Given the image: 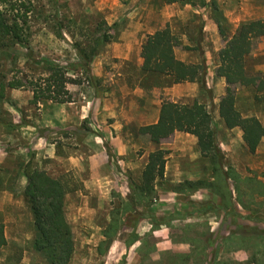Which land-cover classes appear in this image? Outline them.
I'll use <instances>...</instances> for the list:
<instances>
[{
  "label": "rangeland",
  "instance_id": "374dc122",
  "mask_svg": "<svg viewBox=\"0 0 264 264\" xmlns=\"http://www.w3.org/2000/svg\"><path fill=\"white\" fill-rule=\"evenodd\" d=\"M30 1L34 13L29 17L31 36L28 49L14 46L8 51L0 52V204L4 203L5 212L14 214L24 211L27 215L30 209L22 196L27 183L26 174L41 170L53 178L61 179L68 190L64 199V213L74 240L70 264H105L104 246L92 248L91 243H88L93 233L91 223L102 224L121 197L114 190L89 197L85 183L88 181L87 161L92 140L95 137L102 138L104 145L106 143L108 146L106 151L112 170L119 187L128 191L127 195L130 192L128 177L132 183H138L150 152L157 149L168 151L167 158L171 165L177 163L183 169L189 167V159L196 152V147L189 139L173 141L168 138L158 145L151 144L148 136L139 133L141 127L135 123L123 122L122 116L118 118L113 106L118 100L123 103L125 112H129L130 97L137 85V71L134 63H123L118 57H113L122 50L116 45L121 40H132L135 37L139 41L141 38L145 40L156 29L168 27L171 30L170 25L182 29V22L189 18L195 26L199 25V29L195 28V32L198 30L195 43L201 39V28L207 27V46L215 48L221 43L223 47L225 42L222 36L228 39L231 29L241 24L243 19H264V0H187L189 4H168L165 0ZM103 37L108 41L101 46L99 54L86 64L76 48L88 52L89 47ZM178 43L177 50H181L184 45L181 40ZM258 43L263 44V41L255 42L256 45ZM137 54L138 49L133 46L132 58L135 59ZM261 60L262 58L260 63ZM248 64L251 66L250 75H253L250 85L256 88L255 105L259 107L264 105V71L256 74L253 62ZM52 65L63 69L68 80L66 91L71 102L59 104L42 100L33 103V92L29 84L51 82ZM117 73L125 74L126 80H117ZM12 80L21 81L23 87L8 88L7 84ZM143 82L142 85L148 87L168 85L167 80L158 78H148ZM160 97L163 98L162 95ZM148 101L145 105L144 99H138V108L141 111L148 109L149 115L155 109V105L151 103L155 100L152 98ZM191 101L192 99H188L186 102ZM240 107L248 108V103H243L242 100ZM207 109L212 115V126L215 129L218 125L215 122L213 103ZM117 118L123 125L120 132L127 148L126 154L118 157L123 159L124 165L119 164L113 147L105 139L109 134L107 125L114 124ZM233 139L234 155L228 156L221 149L224 154L223 168L243 179L238 185V201L245 208L239 205L234 195V203L239 205H235L238 212L233 207L213 214L209 212V216L218 222L212 225L214 233L206 234L207 226L204 223L197 226L187 224L183 219H177L180 221L173 223L170 232L179 241H185L191 236L194 238L201 233L204 240L193 242V250L199 254L205 245L209 251L208 264H264V189L260 185L264 181V154L260 152L250 159V153L239 146L235 135ZM48 152L51 157H48ZM73 156L80 159L78 167H73L69 162V158ZM194 162L201 169L210 165L208 160L200 156ZM247 164L253 165L256 171ZM238 168L242 169L240 172L243 175L236 172ZM123 176L127 178L124 179ZM206 181L210 182L211 177ZM229 185L232 187L233 182L229 181ZM210 195L207 203L216 198ZM23 199L24 206L15 208V200ZM186 199L181 196L171 203H164L166 206H174L173 211L170 207L163 208L157 202L160 205L158 212L164 214L159 216L160 220L173 216L172 214L185 216L181 212H189L193 208L190 200ZM9 202L13 203V210H8L11 207ZM209 203L203 207L211 208ZM150 207L145 211L152 214ZM138 208L142 210L140 206ZM170 211L172 214L168 213ZM5 212H0V225L3 227V235L6 227L9 243L0 247V264H48L44 256L33 248L36 231L31 212L33 223L26 216L18 225L13 226L3 223ZM135 219L138 220V215L133 213L126 217V224L131 228L128 231L131 233H122L120 243L130 239ZM222 235L228 240H223ZM153 245L154 239L150 234L143 236L141 250L144 264H153L150 258ZM190 257L179 256L177 259L185 262ZM235 257L243 258V261H237ZM204 259H201L202 262ZM111 263L113 258L110 257L106 264ZM113 264H124V258L119 257L117 263Z\"/></svg>",
  "mask_w": 264,
  "mask_h": 264
},
{
  "label": "trees",
  "instance_id": "16d2710c",
  "mask_svg": "<svg viewBox=\"0 0 264 264\" xmlns=\"http://www.w3.org/2000/svg\"><path fill=\"white\" fill-rule=\"evenodd\" d=\"M165 2L168 4L177 2L189 4L187 0H165ZM33 8L30 0H0V52L8 51L14 46L28 49L31 36L29 17L34 13ZM259 38H264V19L241 23L230 39L223 36L225 44L218 52L219 66L216 69V75L224 78L227 84L225 96L219 104V115L229 129L236 127L241 129L242 140L249 152H254L261 139L264 138V127L255 117L243 118L235 109V92L232 86H244L247 82L248 78L244 69L245 58ZM107 41L106 37L97 40L93 46L89 47L88 52L80 48H76V50L85 63L89 64L99 54L104 42ZM177 45L179 43L168 27L155 31L141 47L142 71L167 77L170 84L198 82L210 97V92L205 86L207 66L200 48L198 46L184 47V50H195L200 53L199 64H190L179 61L175 57L174 47ZM50 70L51 82H42V84L30 82L33 103L42 100L59 104L71 102L66 91L68 80L63 69L52 65ZM7 87L18 89L23 87V83L19 80H12L8 82ZM1 89H3L2 85ZM212 124V115L202 103L197 101L191 104L163 102L159 110L158 121L139 129V133L148 136L149 141L155 145L168 139L175 132L187 133L196 138L197 149L201 157L208 160L211 166V181L185 182L174 190L177 193L187 194L189 191H198L203 188L216 196L220 205L215 207L210 201L208 203L212 205L211 208L205 209L203 207L205 203L199 204L198 211L202 214L216 213L219 210L223 211L228 207H233L234 195L239 205L245 208L238 201L240 194L238 185L243 179L224 170V154L217 144L216 131ZM104 146L108 151L106 143ZM168 153L162 149L150 152L138 183H132L128 177L130 192L125 200L119 198V207L112 209L110 222L103 232L105 239L115 237L123 223V216L129 213L137 214L138 220H149L153 224V228L173 219H184L185 216L172 214L173 216L158 221L153 214L145 211L157 199L155 182L164 175ZM26 180L23 197L33 216L36 231L34 250L42 254L48 264H70L74 253V240L64 213V199L68 194L65 182L53 178L41 170L27 173ZM229 181L233 182L232 187L229 185ZM260 185L264 189V181ZM208 203L206 202L205 205ZM139 206L142 210H139ZM136 241L137 235L132 232L126 246H130ZM105 243L106 241L101 242L99 247L104 246ZM5 244L3 227L0 225V247ZM200 250L203 253L204 247ZM140 264H144V256H141Z\"/></svg>",
  "mask_w": 264,
  "mask_h": 264
},
{
  "label": "crops",
  "instance_id": "0c3cea01",
  "mask_svg": "<svg viewBox=\"0 0 264 264\" xmlns=\"http://www.w3.org/2000/svg\"><path fill=\"white\" fill-rule=\"evenodd\" d=\"M247 21H254V20H245L243 19V22ZM240 25V24H239ZM231 29V31L228 33V39H230L236 32L238 26ZM199 26V25H198ZM195 26L194 23H192L191 19L187 18V20L182 22V29H179L177 27H174L173 25H170L171 32L174 34V36L177 39V42L181 40L183 48L181 50H177V46L174 47V53L175 57L182 62L190 63V64H199L200 62V53L195 50H184V47H190L193 48L195 46H198L202 52L203 58L206 62L207 70H206V76H205V86L206 89L210 92V97L206 94V92L203 91L202 85L198 82L193 83H180V84H170L167 77L156 75V74H148L142 71V55H141V47L142 45L147 41L148 37L139 39L135 37V39L132 40H121L119 41L118 45L116 47L122 49L119 51L118 54L113 55V57H118L117 59H121V61L127 62V63H134L135 64V70L136 73V84L133 89V96L130 97V107L129 112H125L126 109H124L123 103H120V101H116V105L113 106L114 112H117L118 118L119 116H122L123 122H129V123H135L138 127H144L148 125L155 124L158 121L159 117V110L161 107V104L163 102H173V103H181V104H191L195 101L204 104L209 108V104L213 103V106L215 107L214 117L215 122H217L216 129V138L219 147L225 151V153L229 156L234 155L235 151L233 149V135H235V141L238 142L239 146H243L244 149L250 153V159L251 156H256L258 153L264 154V138L261 139L259 142V145L257 146V149L254 152H249L242 140V132L241 129L236 127L233 129H229L223 119L219 115V104L222 98L225 96L226 93V87L227 84L225 82V79L222 77H218L216 75V69L219 66V57L218 52L223 48L221 43L217 44L215 48H211L207 46V39L209 36V33H207V27L201 28V39H199L198 43H195V37L197 34V31L195 32V28L198 27ZM199 29V27L197 28ZM160 30L156 29L155 31ZM155 31L149 33L148 35H152ZM221 33V32H219ZM222 35V34H220ZM144 37V36H143ZM219 34L217 33L216 39L218 40ZM223 37V36H222ZM210 38V37H209ZM144 41H143V40ZM258 40L263 41L262 43H258L257 45L254 43L253 48L251 49V52L246 56L245 58V74L247 76V82L244 86H232L235 92V109L239 112V114L243 118H250L255 117L258 119L260 124L264 127V105L257 107L255 105V96H256V88L255 86L250 85V78L253 76L250 75V68L251 66L248 64V62H253V67H255L257 74L259 71H264V38H259ZM133 46H136L138 49V54L135 59L131 56V48ZM222 47V48H221ZM262 58V62L260 63V59ZM259 61V62H258ZM254 73V74H255ZM125 74L117 73L116 79L119 81L126 80ZM127 75V74H126ZM128 78V77H127ZM148 78H158V79H165L168 82V85L162 87V86H152L148 87L146 85H142L145 79ZM146 86V87H145ZM162 95L163 98L160 96ZM154 99L155 101H152L151 103L155 105V109L152 114L148 115V109L144 108L143 111L139 110L138 108V99H144L145 105L149 103V99ZM188 99H192L191 103L186 102ZM211 100V101H210ZM246 102L248 103V108L244 107V109H241V103ZM182 101V102H181ZM184 101V102H183ZM117 110V111H116ZM118 118L116 121H114V124L107 125V130L109 132L108 135L105 136L106 141L109 142V145L113 147V153L115 157L117 158L119 164L122 163L124 165L123 159L120 160L118 157H123L126 152L127 148L124 143L123 135L120 132L123 125L118 121ZM127 119V121H126ZM214 121V120H213ZM125 125V124H124ZM149 139V138H148ZM169 139H172L173 141L179 140V139H189L191 142H193L194 146L196 147V152L194 155L191 156L189 161H191L188 168H181L179 165L173 164L171 165V162L168 160L165 164V170L164 175L162 178L157 179L155 182V191L157 194V200H154V204L151 205L150 211L158 221H161L159 216L164 215L163 212H158L157 208L159 209L160 205H157L158 203L162 204V207H170L173 211L174 206H170L164 204V203H171V201H174L178 199L181 196H185L187 199L190 200L191 205L193 208L189 210V212H181L182 215H185L184 222L187 224H195L197 226L206 224V234H212L214 233V227L212 225L218 224L216 219L211 218L209 215L213 213H207L202 214L199 212V204H203L207 201L210 192L207 189H199L198 191H195L194 193L190 194H181L177 193L174 189L178 187L181 183L184 182H191L195 183L199 180H208L209 177H211V166L209 167H203V169L199 168L194 161H198V157L200 155L198 149H197V140L194 136L183 133V132H175L173 135L169 137ZM151 143V142H150ZM153 144V143H151ZM236 144V143H235ZM155 145V144H154ZM186 155V154H185ZM226 155V156H227ZM48 157H51L50 152H48ZM69 162L73 167H78L80 163V159L77 156H73L69 158ZM88 181L85 183V189L89 193V197H92L93 194L95 196L99 193H106L111 192L114 190V192L119 193L120 197L122 199H126L127 192L126 190H122L121 187H119L117 178L115 177V172H113L111 167V160L109 158V155L105 149L104 142L102 138L95 137L91 142V153L88 157ZM147 162V161H146ZM145 162V164H146ZM144 164V166H145ZM249 168L256 171V168L251 165L247 164ZM144 168V167H143ZM241 168H238L236 172L238 174L243 175V172L241 173ZM125 171V170H124ZM141 175V173H140ZM123 178H127L126 176H123ZM119 179V178H118ZM26 183V182H25ZM23 184V187L25 185ZM169 183V184H167ZM7 195V193H4ZM23 196V195H22ZM205 196V198H203ZM214 196V195H212ZM11 197V196H10ZM97 197V196H96ZM217 198V197H216ZM212 199V203L215 205V207H218L219 202L217 199ZM233 203V209L236 210L238 204L234 203V200L232 199ZM120 202L117 205H113V208L119 207ZM8 205H11V209L13 210V203L9 202ZM15 208L24 206V199L23 200H15ZM180 205V204H179ZM198 206V207H197ZM112 208V209H113ZM170 208L168 210H170ZM24 209V208H23ZM112 209L109 212V215L105 217V221L102 224H97L92 222V228L93 233L91 234L92 237L89 239L88 243H91L92 248H99V245L101 242L106 241L104 245V251H105V261L107 262L108 258H113V263H117V260L119 257L124 258V264H140L141 262V256H142V250L141 246H143V236H145L147 233L152 236L154 239V245H153V251L150 254V258L153 264H208V256L209 251L207 247L204 245L203 253H197V251L193 250V242L196 240H199L202 242L204 240V237H201L202 234L199 233L198 236H194V238L188 237L185 241H179L176 239V236H173L170 232V229H172L173 223L176 221H180L177 219H173L171 221H168L165 224L159 225L157 228H153V224L149 222V220L140 219L134 220V226L132 231L137 235V241L133 243L130 246H126V241H123V243H120L119 237L122 235V233H131L128 230L131 228L127 226L125 219L128 217L129 214H126L122 218V225L112 239H105L103 236V232L107 225L110 222V213ZM94 209H92L93 211ZM26 211V208H25ZM176 211H178L176 209ZM180 211V210H179ZM0 212H5L4 209V203L0 204ZM169 214L172 212H168ZM184 213V214H183ZM5 216L8 217L6 220H4V224L7 225H14L19 224L21 219L27 216V219L32 221V216L30 212L26 213L23 212H16L14 214L5 212ZM220 222V221H219ZM171 224V225H170ZM210 226V227H208ZM130 235V234H129ZM233 236L235 234H232ZM131 236V235H130ZM4 238L5 241L8 242L9 235L7 233L6 227L4 229ZM223 240L227 239V237H224L222 235L221 237ZM9 243V242H8ZM190 255L191 257L189 259H186L185 262H183L181 259L178 260L177 258ZM199 258V260H197ZM204 259L202 262L201 259ZM237 261H243V258L235 257ZM105 262V264H106ZM111 263V264H113Z\"/></svg>",
  "mask_w": 264,
  "mask_h": 264
}]
</instances>
